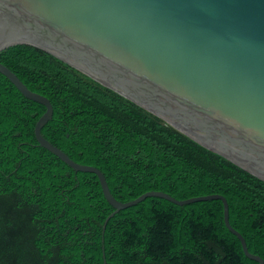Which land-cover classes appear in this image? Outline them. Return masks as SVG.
Listing matches in <instances>:
<instances>
[{
    "label": "trees",
    "instance_id": "16d2710c",
    "mask_svg": "<svg viewBox=\"0 0 264 264\" xmlns=\"http://www.w3.org/2000/svg\"><path fill=\"white\" fill-rule=\"evenodd\" d=\"M0 62L52 103L42 135L99 169L116 200L221 195L232 227L264 260L263 180L41 49L17 45ZM45 111L0 74V264H258L226 227L220 200L179 206L148 197L103 233L115 209L95 174L39 145Z\"/></svg>",
    "mask_w": 264,
    "mask_h": 264
},
{
    "label": "water",
    "instance_id": "95a60500",
    "mask_svg": "<svg viewBox=\"0 0 264 264\" xmlns=\"http://www.w3.org/2000/svg\"><path fill=\"white\" fill-rule=\"evenodd\" d=\"M17 45L55 56L264 181V0H0V53ZM0 74L46 108L35 127L39 145L98 177L115 209L103 233L117 213L148 197L179 206L220 200L245 256L264 264L232 227L221 195L177 200L151 191L116 200L99 169L74 162L42 135L53 118L50 100L1 62Z\"/></svg>",
    "mask_w": 264,
    "mask_h": 264
}]
</instances>
